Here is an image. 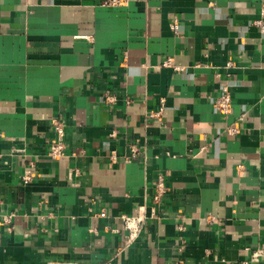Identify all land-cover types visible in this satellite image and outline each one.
I'll list each match as a JSON object with an SVG mask.
<instances>
[{
    "label": "crops",
    "instance_id": "1",
    "mask_svg": "<svg viewBox=\"0 0 264 264\" xmlns=\"http://www.w3.org/2000/svg\"><path fill=\"white\" fill-rule=\"evenodd\" d=\"M103 1L0 0V264H264V0Z\"/></svg>",
    "mask_w": 264,
    "mask_h": 264
},
{
    "label": "built area",
    "instance_id": "2",
    "mask_svg": "<svg viewBox=\"0 0 264 264\" xmlns=\"http://www.w3.org/2000/svg\"><path fill=\"white\" fill-rule=\"evenodd\" d=\"M126 2L127 0H104L102 4L105 6H119V5L126 4ZM253 22H254V25L258 27L259 31L261 33H264V4L259 9V17ZM178 28H179L178 21L176 20L173 21L171 23V29L175 34L178 33ZM126 60H127L126 54H124L122 58V65L126 64ZM226 65L229 66L231 65V63L227 62ZM109 98L112 99V97H107V99ZM214 105L221 115L225 116L231 111V108H232L231 96L229 93V89L226 85L222 87L219 94L215 97ZM159 114L160 112L151 113L150 116H158ZM51 126H52L54 136L48 142V148L46 151V155L47 157L51 159H56L65 154L64 121L59 117H54L51 120ZM227 131L229 133L234 134L237 132V129L236 127H230ZM110 158L112 161H114V155H111ZM35 176H36L35 172L32 169H26L22 174V181L24 183H29ZM166 191H167V188L165 187L163 176L159 174L157 175L156 184H155L154 191L152 194L154 203L158 204ZM11 216L12 215H7L4 218V220L6 222H10ZM121 218H122L124 227L127 230L126 241L130 242L134 240L138 235L141 219H139L138 217L126 216V215H123ZM206 220L208 222H211L215 220V216L208 215L206 217ZM258 256H259L258 253L254 254V257H258ZM175 264H178V263H175Z\"/></svg>",
    "mask_w": 264,
    "mask_h": 264
}]
</instances>
